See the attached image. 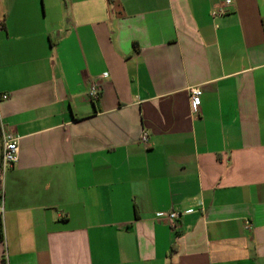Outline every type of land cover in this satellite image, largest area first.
Returning <instances> with one entry per match:
<instances>
[{"label":"crops","instance_id":"obj_1","mask_svg":"<svg viewBox=\"0 0 264 264\" xmlns=\"http://www.w3.org/2000/svg\"><path fill=\"white\" fill-rule=\"evenodd\" d=\"M1 128L0 264H264V0H0Z\"/></svg>","mask_w":264,"mask_h":264},{"label":"built area","instance_id":"obj_2","mask_svg":"<svg viewBox=\"0 0 264 264\" xmlns=\"http://www.w3.org/2000/svg\"><path fill=\"white\" fill-rule=\"evenodd\" d=\"M219 13H222V11H219ZM108 77V74L102 75L101 79H106ZM190 93V106L191 111L196 112L198 108L200 107L201 103V96H202V89L199 87H193L189 89ZM100 96V87L96 82H93L90 86L89 90V97L92 101H96ZM8 96H3L2 99L6 100ZM1 139H2V154H1V160H0V174L2 175V178L5 177L6 173L14 168V166L18 162V156H19V146H18V138H16L14 135L4 132V130L1 128L0 131ZM148 136L146 133L142 135V141L147 142ZM3 196L1 197V204H0V221L4 218V206H3ZM156 217L159 219H165L169 221L172 225H176L179 221L181 215L178 212L172 211L169 213H158L156 214ZM246 228L250 229L251 225L249 223H246Z\"/></svg>","mask_w":264,"mask_h":264}]
</instances>
